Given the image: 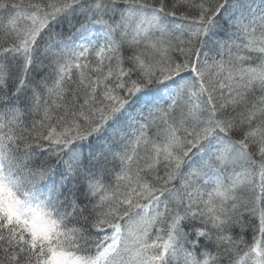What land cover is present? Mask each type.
<instances>
[{
  "label": "snow or ice",
  "instance_id": "1",
  "mask_svg": "<svg viewBox=\"0 0 264 264\" xmlns=\"http://www.w3.org/2000/svg\"><path fill=\"white\" fill-rule=\"evenodd\" d=\"M0 264H264V0H0Z\"/></svg>",
  "mask_w": 264,
  "mask_h": 264
}]
</instances>
